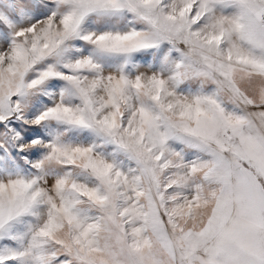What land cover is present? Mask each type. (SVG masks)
Masks as SVG:
<instances>
[{"label": "rangeland", "instance_id": "1", "mask_svg": "<svg viewBox=\"0 0 264 264\" xmlns=\"http://www.w3.org/2000/svg\"><path fill=\"white\" fill-rule=\"evenodd\" d=\"M0 264H264V0H0Z\"/></svg>", "mask_w": 264, "mask_h": 264}]
</instances>
